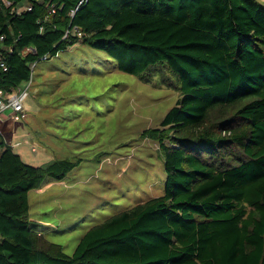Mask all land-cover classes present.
<instances>
[{"label": "trees", "instance_id": "obj_1", "mask_svg": "<svg viewBox=\"0 0 264 264\" xmlns=\"http://www.w3.org/2000/svg\"><path fill=\"white\" fill-rule=\"evenodd\" d=\"M79 1L53 0L50 14L48 0H0L10 48L0 90L12 94L31 78V62L75 46L64 39L73 20L81 44L181 93L142 132L160 145L166 192L91 226L69 255L32 225L30 192L81 160L29 164L0 121V264H264V3L87 0L72 19Z\"/></svg>", "mask_w": 264, "mask_h": 264}, {"label": "rangeland", "instance_id": "obj_2", "mask_svg": "<svg viewBox=\"0 0 264 264\" xmlns=\"http://www.w3.org/2000/svg\"><path fill=\"white\" fill-rule=\"evenodd\" d=\"M33 78L25 116L2 131L29 164L81 160L30 192L32 225L72 255L91 226L165 194L160 145L142 132L159 126L181 93L159 76L144 82L121 71L105 51L81 43L40 60Z\"/></svg>", "mask_w": 264, "mask_h": 264}, {"label": "built area", "instance_id": "obj_3", "mask_svg": "<svg viewBox=\"0 0 264 264\" xmlns=\"http://www.w3.org/2000/svg\"><path fill=\"white\" fill-rule=\"evenodd\" d=\"M44 1V0H43ZM50 5V14H55L58 10V6L55 3H52L53 0H48ZM87 0H80L79 3L73 8L70 12V15L73 19L76 12L80 8V6L85 3ZM62 7V5L60 6ZM25 8L27 10L33 9V4L26 3ZM5 33L0 31V65L4 69H8L6 63V57L4 55V50L10 49L5 42ZM84 37V32L81 27L77 24L73 23V20L70 21L69 25L66 27L64 32V39H68L69 41L72 39H78L76 44H79ZM75 44V45H76ZM36 53L35 48L26 47L23 49L24 54L28 53ZM49 55L46 54L41 57V60H47ZM40 61V60H39ZM39 61H34L30 63V67L32 69V76L29 80L25 82V84L19 87L15 92L10 95H6L3 90H0V121L5 122L12 119H20L25 116V101L29 95V90L33 81V70L35 69L37 63ZM1 151V150H0Z\"/></svg>", "mask_w": 264, "mask_h": 264}, {"label": "crops", "instance_id": "obj_4", "mask_svg": "<svg viewBox=\"0 0 264 264\" xmlns=\"http://www.w3.org/2000/svg\"><path fill=\"white\" fill-rule=\"evenodd\" d=\"M8 141V140H7ZM9 143V142H8Z\"/></svg>", "mask_w": 264, "mask_h": 264}]
</instances>
